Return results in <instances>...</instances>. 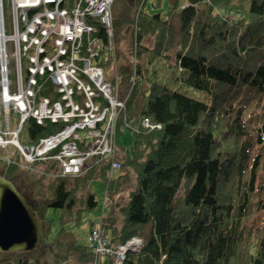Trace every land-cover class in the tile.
<instances>
[{"label": "trees", "instance_id": "obj_1", "mask_svg": "<svg viewBox=\"0 0 264 264\" xmlns=\"http://www.w3.org/2000/svg\"><path fill=\"white\" fill-rule=\"evenodd\" d=\"M125 1L128 10L113 19V26L137 22L136 61L131 67L120 66V77L113 79L120 96L127 97L117 139L120 127L127 125L135 143L123 155L117 151L121 168L113 172L110 163L100 162L80 177L55 178V162L35 164L44 174L31 196L43 197L40 188L51 177L50 196L41 199L37 209L22 196L36 215L61 211V229L52 244H45L50 255L43 264H70L74 257L77 264H97L94 247L78 246L65 227L82 223L84 212L100 210L89 190L95 182L107 185L108 214L100 229L108 246L142 240L123 264H264V0H174L165 19L146 13V0ZM131 8L141 9L131 16L126 13ZM174 18L180 23L178 31ZM177 34L179 79L206 93L210 103L149 77L146 57L171 58L167 52L174 49ZM100 36L101 64L110 66L122 54L108 50L104 28ZM147 37L155 39L153 48L144 44ZM144 119L160 128L143 129ZM59 129L32 120L24 127L29 144ZM0 166L5 169L2 176L13 182L19 168ZM131 175L135 185L121 205ZM31 260L19 252H0V264Z\"/></svg>", "mask_w": 264, "mask_h": 264}, {"label": "built area", "instance_id": "obj_2", "mask_svg": "<svg viewBox=\"0 0 264 264\" xmlns=\"http://www.w3.org/2000/svg\"><path fill=\"white\" fill-rule=\"evenodd\" d=\"M114 3L31 0L15 10L12 4L14 34L7 35L0 0V107L6 121L5 132L0 130L1 147L12 145L31 165L55 162L57 177H80L100 162L110 163L112 172L121 168L117 132L127 97L120 96L112 82L115 75L112 81L109 75L108 67L115 66L117 59L110 66L101 64L104 45L100 28L93 24L102 20L107 25V48L115 54L110 21ZM12 64L17 84L11 79ZM30 120L60 129L37 144H22L21 134ZM141 126L149 131L160 128L149 119ZM90 244L97 255L112 254L114 264H123L128 248L137 251L142 240L134 238L117 250L108 246L98 229L92 232Z\"/></svg>", "mask_w": 264, "mask_h": 264}, {"label": "rangeland", "instance_id": "obj_3", "mask_svg": "<svg viewBox=\"0 0 264 264\" xmlns=\"http://www.w3.org/2000/svg\"><path fill=\"white\" fill-rule=\"evenodd\" d=\"M173 1L174 0H146V5L143 7V10L146 13L160 14L162 18L165 19L169 15V13H171V3ZM131 2H134V1H131ZM180 2L183 4L185 0H180ZM3 8H4V18L6 21L7 35H12L14 34V27H13L12 4L10 0H3ZM140 9L141 8L139 9L131 8V10L126 13L133 16L135 15V13H138ZM110 10H111V20L110 21H111V27L113 28L114 46H115L116 51L122 54L121 59L120 60L117 59L118 62L115 63V66H112L110 68L108 67L109 69L108 71H110L109 75L112 81V79L114 78L113 77L114 75L116 78L120 77L119 76L120 66L126 65V66L131 67L133 63H135L136 61V58L134 57V54H135L134 42H135V36L137 35L136 34L137 22L135 24L130 23L128 26H125L122 28L114 29L113 19L115 17H118L120 14H123L125 11H127L128 4L126 3L125 0H115V3L111 5ZM93 24L99 28H104L105 32L107 33V30L105 28L107 27V25L104 24L102 20H97L96 22H93ZM173 24L176 26V29L178 31L180 27L178 18L173 19ZM144 44L149 48H153L155 44V39L153 37H147L144 41ZM179 46H180V35L177 34V39H176V42L174 43V49L171 50L170 52H167V55H169L171 58H163L155 54H150L149 56L146 57V66L148 69L149 77L151 78L152 81L160 85H165L173 91H177L193 99H197V100L210 103V101L208 100L206 96V93L189 87L188 85H186L183 81L179 79L181 77V73L178 71V68L176 66V51L179 49ZM10 52L11 54L15 53L12 47L10 49ZM11 70H12L11 79L15 84H17L18 73L16 71V67L14 66V64H12ZM0 130L2 132H5L6 130L5 113L1 107H0ZM119 132L121 134L119 138L117 139V151H118V154L123 155L125 154L126 150L130 149L134 145L135 135H134V132L131 131V129L127 125H122L119 129ZM21 143L22 144L28 143L26 130L21 134ZM13 159L16 161V164H15L16 167L19 168V171H18L19 176L17 175L14 178L15 180L13 181V183L16 184V187L18 189L17 191L22 193L28 199V202L31 203V206L35 207L36 209L42 207L43 202H40V200L41 199L47 200L49 198L50 186L48 182L52 178L48 177L47 180L44 181L43 183L44 187L40 188V190L42 189L43 197L34 198L31 196V194L33 193L35 195L37 194V190H39V186L36 185V182H37L36 180H38L39 176L44 174V169L39 168L35 166L34 164L33 165L29 164L25 160V157L21 153H19L15 149V147H13L12 145L2 146L0 148V162L3 163L5 168H8L10 167V165H13V164L7 163V160H13ZM2 170H5V169H3L0 166L1 176L3 173ZM58 174L59 172L57 171L53 173L51 176L56 178ZM134 185H135V178L133 175H131L130 183L128 184V186H126L122 195L119 198L121 205H124L127 203L128 193L134 187ZM89 190L96 195L97 201L100 204V210L98 212H84L82 215V223L80 224L68 223L65 226L68 229L71 236L74 237V240L78 246H86V245L90 246V236L92 232L94 230L100 229V225H101V221L103 217L108 214L107 209L104 208V203L106 201V194H107V185L103 182H95L89 188ZM106 206H108V204ZM35 213L37 214V212ZM36 216H37L38 221H40L41 223L43 220L46 222V226L44 223L42 225V235H44L45 229L48 232H46L45 243H44V240H42L41 246L33 251H30V254L19 252L20 255L28 256L32 259L29 264H43L44 263L46 258L49 257L50 255V253L46 249V245L52 244V242L56 239L61 229V222H60L61 211L55 212L53 209H48L45 212V214L44 212H42L40 215L38 214ZM120 222H122V219L120 220ZM120 222L118 226L121 225ZM3 234L7 235L8 238L10 237L9 235L10 232H9L8 227H6V229L3 231ZM121 246H118L117 250H119ZM131 251H134V250L132 249ZM97 257H98L97 264H109L110 259H112V262H113V259L115 258V256L113 257L112 254H108V253L103 254L102 256L97 255ZM70 264H77V258L74 257L71 260Z\"/></svg>", "mask_w": 264, "mask_h": 264}, {"label": "water", "instance_id": "obj_4", "mask_svg": "<svg viewBox=\"0 0 264 264\" xmlns=\"http://www.w3.org/2000/svg\"><path fill=\"white\" fill-rule=\"evenodd\" d=\"M6 227L10 239L3 234ZM42 240V223L14 183L0 175V252H30L40 247ZM131 250L127 252H135Z\"/></svg>", "mask_w": 264, "mask_h": 264}, {"label": "bare ground", "instance_id": "obj_5", "mask_svg": "<svg viewBox=\"0 0 264 264\" xmlns=\"http://www.w3.org/2000/svg\"><path fill=\"white\" fill-rule=\"evenodd\" d=\"M31 0H10L11 4H13L14 10L16 9V6L18 7V5L27 3ZM0 148H1V143H0Z\"/></svg>", "mask_w": 264, "mask_h": 264}, {"label": "flooded vegetation", "instance_id": "obj_6", "mask_svg": "<svg viewBox=\"0 0 264 264\" xmlns=\"http://www.w3.org/2000/svg\"><path fill=\"white\" fill-rule=\"evenodd\" d=\"M16 186V184H14ZM17 188V187H16Z\"/></svg>", "mask_w": 264, "mask_h": 264}]
</instances>
